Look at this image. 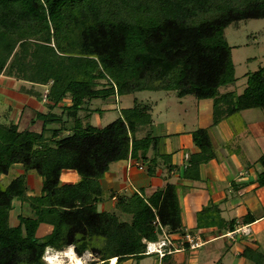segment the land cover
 Segmentation results:
<instances>
[{
	"label": "trees",
	"instance_id": "obj_1",
	"mask_svg": "<svg viewBox=\"0 0 264 264\" xmlns=\"http://www.w3.org/2000/svg\"><path fill=\"white\" fill-rule=\"evenodd\" d=\"M259 19H264V0H0V75L31 84L27 93L40 100L41 86L49 84L56 89L55 104L69 97L72 119V132L65 136L64 125L54 129L45 121L39 133L29 131L35 118L23 131L14 123L0 124V176L14 165L22 167L6 187L0 185V264H46V249L62 252L69 247L78 257L90 252L97 258L91 264L138 262L145 258L142 241L157 239V223L184 235L173 184L144 198L135 192L117 196L115 209L131 216L130 222L98 210L103 200L100 180L111 165L127 159L148 162L153 174L158 137L152 132L140 139L134 135L138 127L150 125V116L133 106L100 128L83 125L78 112L93 100L143 91L210 99L213 126L240 111L264 109V66L246 74L240 95L218 96L221 86L235 82L223 30L231 23ZM37 86L41 92L33 89ZM52 98L47 90L44 103L49 105ZM85 110L87 120L99 112ZM192 141L198 152L188 156L182 178L195 180L199 166L213 159L214 152L207 129L192 132ZM150 148L154 158L148 160ZM260 163L257 183L262 187L264 157ZM62 171L75 172L79 181L62 183ZM29 172L42 180L39 195L28 194ZM14 200L25 211L13 225ZM219 214L208 204L196 214V227H221ZM42 224L51 231L37 237ZM241 256L264 264L260 251L245 248ZM171 260L172 255L165 256L161 264Z\"/></svg>",
	"mask_w": 264,
	"mask_h": 264
},
{
	"label": "crops",
	"instance_id": "obj_2",
	"mask_svg": "<svg viewBox=\"0 0 264 264\" xmlns=\"http://www.w3.org/2000/svg\"><path fill=\"white\" fill-rule=\"evenodd\" d=\"M2 77L11 78L0 75V79ZM24 83L25 87L27 86L23 90L24 93L33 98L27 93L31 84ZM43 88L44 92L47 91ZM187 97L178 98L179 103L182 104L181 101ZM114 100L117 101V97H114ZM38 102L44 103L43 98H36L35 108L40 106ZM16 106L12 102V109L17 108ZM193 108L195 128L190 129L183 121L173 118L165 123L163 135H155L152 132L154 121L151 119L147 127L152 126V135L158 137V156L155 165L150 166L154 169L153 174L147 176L143 173H148V162L127 159L111 165V169L100 180L103 200L98 204V209H115L117 196L124 192L139 193V189L146 187L149 190L145 195H151L166 184L176 185L183 231L196 235L202 245L196 250L186 249L182 253L172 255V262L169 264H207L210 260L215 264H253L243 258L241 253L245 248L264 251V186L260 187L257 183V176L263 171L260 159L264 157V109H248L232 115L238 117L237 122L233 120V126H239V135L234 136L230 124L227 123L232 116L222 119L215 126L212 125V100H196ZM138 128L135 130V137ZM197 129L208 130L214 158L201 164L198 168V178L192 180L182 178V174L187 167L188 156L198 152L192 141V132ZM146 156L148 160L154 158L152 148ZM13 167L16 171L20 170L19 174L22 173L20 165ZM60 180L62 183L74 184L79 181V176L73 171H62ZM109 199L110 202L106 205L104 202ZM103 203L105 206L100 209ZM208 204H213L219 209L221 227H196V214ZM230 222H234V230L243 227L248 233L227 237L226 234L232 232L229 229ZM40 228L43 229L42 234L37 237L45 236L51 231V227L45 224L40 225L38 231ZM221 239L225 244L219 242ZM123 264L139 262L128 260ZM156 264L161 262L156 261Z\"/></svg>",
	"mask_w": 264,
	"mask_h": 264
},
{
	"label": "rangeland",
	"instance_id": "obj_3",
	"mask_svg": "<svg viewBox=\"0 0 264 264\" xmlns=\"http://www.w3.org/2000/svg\"><path fill=\"white\" fill-rule=\"evenodd\" d=\"M223 38L230 48L231 63L233 65V77L235 78V82L221 86L218 89V96L221 97L227 92H233L235 96H238L247 86L246 74L255 72L260 67L264 66V19L246 20L231 23L223 30ZM41 87H45L47 90L52 91L53 100L51 99V101H48L49 105L38 102L37 104L38 106L40 104V106L35 108L36 105L34 102L36 98H30L29 96H26L23 90L27 88V86L25 87V83L23 81L13 77H2L0 79V124L8 125L10 123H14L18 126L19 131H23L25 128H27L29 119L35 118L36 122L32 127H29V131L39 132L41 125L45 121L50 123L48 127L54 129L61 128L62 125H64V128L61 132L62 136L71 133L72 130L68 125L71 124L72 119L69 117V112L67 110L70 106L69 97H66L63 102L55 104L54 98L57 96L55 91L56 89H50L49 84ZM34 89L38 92H41V89L38 86L34 87ZM134 99L136 100V103H133ZM179 100L180 99H178L174 92H137L134 95L119 96L117 101H115L113 97L107 99L106 101H103L102 99L93 100L89 105L85 104L83 107L85 109L89 108L91 110L98 109L99 112L93 113V115H91L89 118L87 117V120L85 119L87 110L84 109L78 112V117L80 119L82 118L83 125L89 123L92 126L102 128L117 118L122 117L123 110L132 109L133 106H135L139 113L143 115L148 114V116H150V118L154 121V131L152 132L155 135H163L165 132V123L173 118L174 120L183 121L190 129L195 128L194 108L192 109V106L194 105V102H196V99L192 96H188L187 99L184 98L181 101L182 104L179 103ZM12 102L17 105L16 107L18 109H12ZM8 104H10L11 107H9ZM48 113L53 115V118L56 116L59 119L50 120V116H43L44 114ZM233 120L237 122L238 117L236 118V116H232L228 119L227 123L230 124V129L232 130L233 135L237 136L239 135V126H233ZM151 127L152 126H142L138 128L136 137L142 138L143 136H146L149 132H151ZM151 136L154 137L153 135ZM12 167L7 175L0 176L1 187H6L19 175L20 170L17 169L18 171H16V168ZM109 169H111V166ZM143 173L144 175L150 176L147 172ZM26 178L27 184L29 185L28 194L32 196L39 195L41 190V178L35 172L27 173ZM148 190L149 189L145 187L141 190L139 189L140 192L137 193V191L136 193L144 198V196H149L145 195ZM129 194L130 193L124 192V195ZM108 202H110V199L109 201L105 200L104 203L108 205ZM104 203L100 206V209L104 208ZM23 211L25 210L20 208L19 200H14V207L10 212L9 222L13 225L16 224L17 215ZM106 211H109L110 213L114 212L120 221H131V216L122 214L116 209H107ZM42 230L43 229L40 228L38 234L36 235L40 236L42 234ZM175 236L180 237L181 235L176 234ZM219 242L225 244V241L222 239L219 240ZM65 250L62 252H56L53 249H46L44 257L46 258V255L49 253V256L54 257L59 264H70L68 258L63 256L65 254ZM260 252L264 253V251ZM75 256L78 257L76 254ZM78 258L82 260V264H91L97 261V258H94V256H92L88 251ZM114 260L115 259H112V261L109 260L108 264L113 263ZM43 261L48 264L45 259H43ZM129 261L137 263V261H134V259H130ZM156 261L158 262V259L155 256H145V258L138 262L139 264H156ZM207 264L215 263L213 260H210L207 262Z\"/></svg>",
	"mask_w": 264,
	"mask_h": 264
},
{
	"label": "built area",
	"instance_id": "obj_4",
	"mask_svg": "<svg viewBox=\"0 0 264 264\" xmlns=\"http://www.w3.org/2000/svg\"><path fill=\"white\" fill-rule=\"evenodd\" d=\"M47 91L44 92L43 98ZM141 169V167H138ZM158 236L156 240H143L144 256H155L160 263L161 260L168 255L176 254L185 251L186 249L193 251L201 247L200 239L191 233H184L180 237L176 234L169 233L167 228L157 223ZM247 234L248 230L245 228H237L236 230L226 234L227 237L232 238L236 234Z\"/></svg>",
	"mask_w": 264,
	"mask_h": 264
},
{
	"label": "bare ground",
	"instance_id": "obj_5",
	"mask_svg": "<svg viewBox=\"0 0 264 264\" xmlns=\"http://www.w3.org/2000/svg\"><path fill=\"white\" fill-rule=\"evenodd\" d=\"M63 256L68 258L70 264H82V260H80L78 257L75 256L72 248L69 249L67 248ZM44 259L48 264H59L54 257L49 256V253L46 255V258Z\"/></svg>",
	"mask_w": 264,
	"mask_h": 264
},
{
	"label": "clouds",
	"instance_id": "obj_6",
	"mask_svg": "<svg viewBox=\"0 0 264 264\" xmlns=\"http://www.w3.org/2000/svg\"><path fill=\"white\" fill-rule=\"evenodd\" d=\"M45 257H43V259H44ZM110 261H112V259H110ZM115 263V262H114ZM114 263H112V264H114Z\"/></svg>",
	"mask_w": 264,
	"mask_h": 264
}]
</instances>
